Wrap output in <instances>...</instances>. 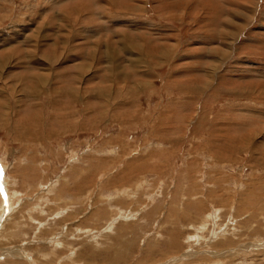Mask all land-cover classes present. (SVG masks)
Wrapping results in <instances>:
<instances>
[{
  "label": "rangeland",
  "instance_id": "374dc122",
  "mask_svg": "<svg viewBox=\"0 0 264 264\" xmlns=\"http://www.w3.org/2000/svg\"><path fill=\"white\" fill-rule=\"evenodd\" d=\"M0 104V264H264V0H0Z\"/></svg>",
  "mask_w": 264,
  "mask_h": 264
},
{
  "label": "bare ground",
  "instance_id": "6f19581e",
  "mask_svg": "<svg viewBox=\"0 0 264 264\" xmlns=\"http://www.w3.org/2000/svg\"><path fill=\"white\" fill-rule=\"evenodd\" d=\"M28 37V36H27ZM29 38V37H28ZM83 64V63H82ZM82 64L80 65V66H82ZM42 77V76H41ZM30 78L32 79L33 78V81H35L37 84H38V82H40V80H42V79H44V78H42V79H40V75H39V79H35V76L34 75H31V73H30ZM33 83V82H32ZM34 84V83H33ZM36 86V88L37 87H39L38 85H35ZM64 88H65V86H63ZM32 88V87H31ZM34 88V87H33ZM55 89V88H54ZM73 89V88H72ZM37 90V89H36ZM53 90V89H52ZM56 90V89H55ZM54 90V91H55ZM34 91V90H33ZM33 91H32V93H33ZM50 91V90H49ZM54 91H52V92H54ZM51 92V91H50ZM63 92H65V90L63 91ZM62 92V93H63ZM37 93V92H36ZM34 94V93H33ZM69 94V93H68ZM63 96V95H62ZM2 103V102H1ZM3 104V103H2ZM2 104H0V105H2ZM38 105V104H37Z\"/></svg>",
  "mask_w": 264,
  "mask_h": 264
}]
</instances>
